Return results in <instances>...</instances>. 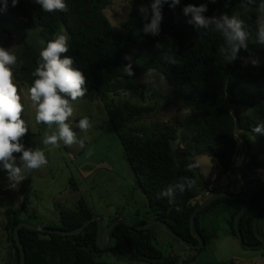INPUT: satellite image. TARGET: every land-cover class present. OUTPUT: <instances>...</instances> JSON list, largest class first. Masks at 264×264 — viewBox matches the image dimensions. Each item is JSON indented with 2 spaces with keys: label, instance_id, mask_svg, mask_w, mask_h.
<instances>
[{
  "label": "trees",
  "instance_id": "obj_1",
  "mask_svg": "<svg viewBox=\"0 0 264 264\" xmlns=\"http://www.w3.org/2000/svg\"><path fill=\"white\" fill-rule=\"evenodd\" d=\"M114 1L64 0L65 10L46 12L37 0H19L16 7L8 0L6 9L0 0V21L12 23L19 29L40 30V37L47 44L60 31L67 30L69 51L61 54V58L71 57L72 67L83 73L85 95L97 92L105 103L110 123L145 192L153 219L168 222L176 234L198 244L191 232V219L195 210L209 197L204 196V188L200 189L196 182L194 187H188V181H195L200 171L197 158L213 156L227 174L243 147L249 165L262 167L260 154L248 135L252 134L264 145V63L257 68L252 52L246 47H241L232 58L227 39L215 24L197 25L192 14H185L184 9L190 4L204 5L206 11L202 15L206 18L235 17L242 22V29L250 38L258 34V17L264 0H179L174 6L172 0H162L161 19L155 34L145 31L154 15L152 4L155 0H131L132 12L130 20L122 25L124 29L114 27L104 14ZM14 55V81L27 84L30 89L35 79L32 73L39 66L40 51L25 44ZM166 56L170 59H165ZM128 66L131 75L125 71ZM153 69L166 76L175 93L188 89L191 112L176 125L165 122L160 131L151 135L126 131L151 110L114 96L119 95L120 90H130L133 80ZM251 85H255L256 90L246 91L245 86ZM16 88L18 95L20 89ZM69 101L73 102L70 98ZM20 103L23 106L20 117L23 119L25 102L20 99ZM25 126L27 133L20 138V143L26 150H39L38 135L26 123ZM257 127L261 131H255ZM180 128L185 130L181 137ZM205 182L206 186L211 184ZM178 183H184L183 192L175 187ZM169 187L173 188L172 194L164 195ZM252 200L241 218L239 230L247 244H261L253 228L256 211L264 202V190L253 193ZM246 204L245 200L222 197L199 212L196 229L204 238L206 245L203 249L207 247L208 237L200 227L201 217L212 208L230 205V233L238 239L235 219ZM26 207L27 201L24 200L20 209L6 212L4 230L12 249L9 264L22 263L15 229L22 222ZM93 216V209L81 200L76 211L63 213L59 226H45L75 230ZM263 218L264 211L258 228L264 236ZM107 227H103L104 230ZM156 227L144 230L118 224L111 232L116 246L105 249L97 246V220L79 235L51 234L26 227L21 228L20 234L27 264H110L98 259L112 249L149 264H178V258L166 256L157 245ZM194 261L195 258L187 259L184 264Z\"/></svg>",
  "mask_w": 264,
  "mask_h": 264
},
{
  "label": "rangeland",
  "instance_id": "obj_2",
  "mask_svg": "<svg viewBox=\"0 0 264 264\" xmlns=\"http://www.w3.org/2000/svg\"><path fill=\"white\" fill-rule=\"evenodd\" d=\"M131 12V0H116L105 9L104 14L114 27L124 29L122 25L130 20ZM61 34L67 36V30L63 29L55 38ZM25 44L35 46L40 52L47 47L46 41L40 37V30L19 29L12 23L0 21V47L14 55ZM245 45L252 52L256 67L263 65L264 44L258 42V34L246 38ZM11 67L13 72L14 65ZM12 79L20 89L18 96L25 102L23 120L38 135L39 150L44 153L47 164L39 169H25L22 172L24 179L15 183L9 180L8 172L4 169L3 162H0V264L12 262V249L7 243L4 230L6 212L20 209L24 200L27 201V207L21 220L33 226H59L63 213L76 211L81 200H85L93 209L103 227L118 219L135 224H143L145 221L148 224L156 220L152 217L145 192L124 155L120 138L110 123L105 103L97 92H91L70 103L73 115L66 122L70 123L76 134V142L68 146L60 140L58 146L45 145V134L57 133V125L53 124L49 128L44 123L36 122V108L30 99L28 85L16 83L14 75ZM256 88L255 85L245 86L249 92ZM188 94V89L175 93L173 84L166 76L153 69L133 80L130 90H120L119 95L114 97L149 107L150 113H145L142 120L133 123L126 131L151 135L160 131V126L165 122L176 125L181 118L190 114L192 108ZM85 117L90 127L83 131L78 124ZM184 132L180 128V137ZM248 136L260 154L259 159L264 169V145L252 134ZM178 144L179 142L176 143ZM13 155L17 166L22 167L19 153ZM235 158L246 160L247 153L243 147ZM196 162L200 172L215 182L216 193L228 188L230 179L224 174L216 158L200 156ZM231 217L230 205L212 208L201 217L200 227L208 237L206 249H190L160 225H155L157 245L166 256L178 258V264H184L185 260L193 258L195 261L191 264H264V249H248L231 235ZM108 246H116V241L110 238ZM98 260L110 264H149L131 259L115 249L104 253Z\"/></svg>",
  "mask_w": 264,
  "mask_h": 264
},
{
  "label": "clouds",
  "instance_id": "obj_3",
  "mask_svg": "<svg viewBox=\"0 0 264 264\" xmlns=\"http://www.w3.org/2000/svg\"><path fill=\"white\" fill-rule=\"evenodd\" d=\"M37 2L46 12L66 9L64 0H37ZM18 3L19 0H11L13 7H16ZM172 3L174 6L179 3V0H172ZM161 4L162 0H155V3L152 4L154 15L151 24L146 26L145 31L154 34L158 31ZM7 6L8 0H3L4 9ZM204 11H206L204 5L196 7L190 4L184 9L185 14H192L197 25L207 26L209 23H214L216 28L226 37L231 49V56L235 58L237 51L241 47H246L247 34L242 29V22L235 17L229 18L227 15L220 18H206L202 15ZM260 12L258 42L264 44V4H261ZM68 51V37L64 34L58 35L54 40L48 42L47 47L41 50L42 63L32 73L35 79L29 89V95L36 108V122L44 123L49 128L56 124L58 128L57 133L45 134L43 141L45 145L58 146L60 140L68 146L76 142V134L72 131L70 123L66 122L73 115L69 98L71 101H76L85 95L86 89L83 87L85 77L81 71L72 67L73 60L71 57L64 56L61 58V54ZM126 59H130V57H126ZM165 59L170 58L166 56ZM171 62L175 63L176 61L171 60ZM15 64V55L0 47V162H3V167L7 170L9 180L19 183L24 179L22 172L25 169H39L47 164V159L42 151L26 150L20 143V138L27 133V128L25 121L20 117L23 106L12 79L11 66ZM125 71L129 75L132 74L130 66L126 67ZM78 127L86 131L90 127L88 119L86 117L81 119ZM255 131L259 132L261 128L257 127ZM80 144L83 147L82 141ZM14 153H22L20 156L22 167L17 166ZM194 185L195 181H188L189 188L194 187ZM175 187L183 192L185 185L178 183ZM172 192L173 188L169 187L164 195H171Z\"/></svg>",
  "mask_w": 264,
  "mask_h": 264
},
{
  "label": "water",
  "instance_id": "obj_4",
  "mask_svg": "<svg viewBox=\"0 0 264 264\" xmlns=\"http://www.w3.org/2000/svg\"><path fill=\"white\" fill-rule=\"evenodd\" d=\"M193 162V159H192ZM204 176L202 175V173L200 171L197 172V179H195L196 184L198 185V187L200 189H203L206 187V182L204 180ZM222 197H228V198H233V199H240V200H245L247 202V204L245 205V207L238 213V215L236 216L235 219V224H236V233H237V237L239 239V241L241 242V244L248 248V249H264V236L260 234L259 231V221H260V216L262 215L263 211H264V202L262 203V205H259L256 214H255V218H254V232L256 234V236L260 239V243L258 244H247L245 242L243 233L239 230L240 227V221L242 216L248 211V209L250 208L253 200H252V195L249 193H232V192H219V193H213L205 202H203L193 213L192 219H191V232L192 235L198 240V244L196 243H190V241L186 240L184 237L176 234L171 227L168 225V222L163 221V220H159L156 219L154 220L152 223H148V224H135L129 220H121L118 219L115 222H112L105 230L102 226V221L100 219H98V216H93L91 219H89L88 221H86L82 226H80L77 229H70V230H60V229H51V227H43V226H33V225H29L28 223L25 222H20L16 229H15V239H16V243L17 246L21 252L22 255V263L21 264H27V254L25 251V248L22 244V238H21V234H20V230L23 227L28 228L29 230H33V231H41V232H49L51 234H60V235H79L81 234L85 228L92 222L94 221H98V247L100 249H105L108 245H109V240L111 238V232L114 229L115 226H117L118 224H126L129 225L132 228L135 229H149L155 225H160L162 226L167 233H169L171 236H173L175 239L181 241L183 244H185L186 246L190 247V249H202L205 247V241L203 236L197 232L196 229V219L197 216L199 214V212H201L203 209H205L210 203H212L214 200L216 201L219 198Z\"/></svg>",
  "mask_w": 264,
  "mask_h": 264
},
{
  "label": "crops",
  "instance_id": "obj_5",
  "mask_svg": "<svg viewBox=\"0 0 264 264\" xmlns=\"http://www.w3.org/2000/svg\"><path fill=\"white\" fill-rule=\"evenodd\" d=\"M224 174L228 176L230 180H228V188L223 189V191L232 193H237L236 191H238L239 194L246 192L252 195L253 193L264 190V169H262V167L255 168L250 166L248 156L244 161L235 158L232 169L227 174ZM202 175L205 178L204 180L210 182L215 187V182L212 178H206L204 173H202Z\"/></svg>",
  "mask_w": 264,
  "mask_h": 264
},
{
  "label": "built area",
  "instance_id": "obj_6",
  "mask_svg": "<svg viewBox=\"0 0 264 264\" xmlns=\"http://www.w3.org/2000/svg\"><path fill=\"white\" fill-rule=\"evenodd\" d=\"M215 187L214 185L210 184L204 188V196L210 197L214 193Z\"/></svg>",
  "mask_w": 264,
  "mask_h": 264
}]
</instances>
